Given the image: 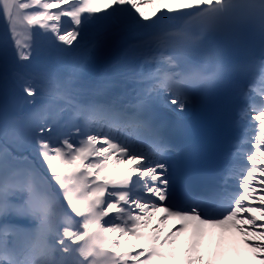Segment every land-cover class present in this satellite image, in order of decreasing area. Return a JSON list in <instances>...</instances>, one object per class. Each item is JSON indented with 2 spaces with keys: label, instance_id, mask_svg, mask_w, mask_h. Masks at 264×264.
Instances as JSON below:
<instances>
[{
  "label": "snow or ice",
  "instance_id": "6c2138e0",
  "mask_svg": "<svg viewBox=\"0 0 264 264\" xmlns=\"http://www.w3.org/2000/svg\"><path fill=\"white\" fill-rule=\"evenodd\" d=\"M0 20V79L30 106L5 107L0 118V264H171L184 236L180 264H220L227 234L264 239V223L245 215L264 218V0H0ZM97 24L107 35L90 43L87 27ZM34 27L68 60L65 76L9 69L7 39L16 62L30 61ZM249 29L261 51L240 92L242 134L216 178L193 187L171 155L177 145L149 113L159 106L182 120L224 83L227 48ZM116 44L138 62L128 103L101 99L107 77L81 83L93 53ZM244 243L264 253V243Z\"/></svg>",
  "mask_w": 264,
  "mask_h": 264
},
{
  "label": "bare ground",
  "instance_id": "6f19581e",
  "mask_svg": "<svg viewBox=\"0 0 264 264\" xmlns=\"http://www.w3.org/2000/svg\"><path fill=\"white\" fill-rule=\"evenodd\" d=\"M5 40H6V30L4 28L3 21L0 20V54H2L3 52ZM8 43L9 42L7 39V44ZM124 48L125 45L116 44V45L107 46L93 53L92 57L86 62V65L82 71V75H81L82 85L85 87L92 86L107 77L108 79H110L111 85L113 87L118 88V92L121 91L119 90L120 88L123 89V91H126L125 92L126 95L118 96L112 93L113 92L112 90H108L109 92L106 94L107 100H110L109 98L110 95H112V97L115 95L114 98L112 97L111 98L112 99H116V97L117 99L118 97L122 98L121 103H128L130 101H133L135 96V90H130L129 88L131 84H134L136 82L135 76L138 70V62L132 59L123 58L122 53L124 51ZM14 51H15L14 48L11 45H8V52L10 54L9 62L16 61ZM37 56L38 54H32L30 61H27V63H32L37 67L45 68L46 70L56 73L62 77L65 76L70 70L69 63H60L58 65L50 64V66H47L46 64L41 62ZM0 63H2V57H0ZM128 75H133V78L132 79L128 78ZM164 109L169 110L167 108ZM253 151L256 150L253 149ZM259 155L260 153L257 152V156ZM172 157L177 163L178 157L177 156H172ZM249 167L252 166L249 165ZM120 170H123V167H121ZM254 175L259 176V173H254ZM260 179H264V177H260ZM254 190L256 193H259L260 189L259 187H257ZM245 203H252V201L246 199ZM160 215H161L160 213L157 214V216ZM245 215L255 216L257 219V224L264 223V218H262L260 214L257 212H253L250 214L245 213ZM155 224H156V218H153L151 226H155ZM173 224H174L173 221H168L166 226L164 227V231L167 232L168 228L172 227ZM242 226L245 228L246 231H248L251 228V226L247 224H244ZM145 231H147V229H145ZM257 231H264V229L257 228ZM227 235L229 239L226 242V246L230 248V251L220 260V264H259V258L261 256H264V253L261 252L253 253L252 248L248 245H245L244 241L245 239H247L249 240L250 244H259V243H264V239H261L260 237H253L251 235L243 236L239 233H234V232ZM187 247H188L187 236L181 237L180 248H179L180 255L177 257L176 260L172 261L173 263L171 264H180V257L183 256L184 251L185 249H187ZM208 251L210 253H215L216 251L215 238H213L211 245L208 248ZM210 258H212L210 255H205L206 261Z\"/></svg>",
  "mask_w": 264,
  "mask_h": 264
},
{
  "label": "rangeland",
  "instance_id": "374dc122",
  "mask_svg": "<svg viewBox=\"0 0 264 264\" xmlns=\"http://www.w3.org/2000/svg\"><path fill=\"white\" fill-rule=\"evenodd\" d=\"M63 19L66 20L67 18ZM32 31L37 33V35H34L32 39V54H38L37 57L41 62L47 66H50V64L58 65L60 63H69L68 60L61 54L48 47L47 43L42 38L43 30L39 29L38 27H34ZM86 31L87 39L90 43L101 40L107 35V29L102 24L89 25ZM8 42L12 46L10 38L8 39ZM9 69H17L20 71L33 73L48 72L58 77H62L56 73L46 70L45 68L37 67L36 65L27 62H9ZM2 71V67H0V76H2ZM22 95L23 94L19 91V89L16 88L11 82V79L7 84H5L2 79H0V118L3 116L5 107H7L9 114H12L13 112H25L29 110L30 106L28 105H23L21 107ZM37 103H40V101H37ZM132 243L138 242L133 241ZM137 250L139 249L137 248Z\"/></svg>",
  "mask_w": 264,
  "mask_h": 264
}]
</instances>
